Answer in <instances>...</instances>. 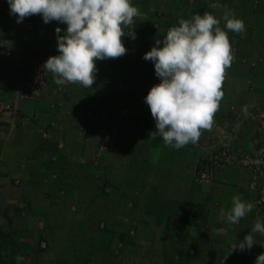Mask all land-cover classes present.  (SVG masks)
I'll use <instances>...</instances> for the list:
<instances>
[{"label": "crops", "instance_id": "1", "mask_svg": "<svg viewBox=\"0 0 264 264\" xmlns=\"http://www.w3.org/2000/svg\"><path fill=\"white\" fill-rule=\"evenodd\" d=\"M248 11L252 12L254 23L262 26L254 42L258 57L264 60V3H256ZM137 21L133 28L136 38L123 37L127 52L114 59H121L123 65L110 66L108 59L95 62V75L104 77V90L118 91L120 99L116 93L110 94L113 100H108V104L107 99L95 98V81L92 88L66 83L63 91L67 94L64 96L63 91L60 94L63 101L60 107L67 108V112L58 116L57 121L51 119V104L47 100L20 102L9 82L29 67L28 60L35 59L38 51L42 64L49 56L56 55L54 29L58 26L63 30L66 26L56 21L45 24L39 15L16 23L6 0H0V99H13L15 107L33 117L20 121L19 130L16 127L19 119L12 111L0 115V264H217L211 253L219 251L218 248H210L207 242L195 246L189 238L176 240L184 201L212 207L207 216L209 226L200 232L204 241L209 235V239L219 241L221 250L227 252L228 243L240 240V228L237 232V225L224 219L234 196L245 201L236 191V184H220L196 176L199 159L213 146L211 140L225 139L229 130L222 127H235L239 122L236 113L229 111L232 106L240 105V100L235 99L238 73L234 68L226 70L232 84L223 82L222 90L224 94L232 92V99L225 98L228 94L223 96L212 128L203 130L195 144L180 149L165 146L159 136L152 139L149 132L151 127L155 128L154 121L141 92L159 80L154 70L142 65L144 51L140 39L144 26L136 28ZM20 31L22 37L17 35ZM3 41L13 42V50L4 48ZM15 45L19 54L24 53L23 64L18 60ZM259 66L264 68V63ZM152 74L155 80L145 81ZM49 76L50 86L54 88L57 85L51 73ZM125 79L129 85L124 87ZM119 81L121 88L116 85ZM130 104L136 106L135 117L130 116L133 111L120 112V108ZM96 107L103 109L100 116L93 111ZM106 107L108 110H104ZM31 121L35 125H30ZM76 123L81 128L84 125L83 130L75 127ZM99 124L108 126L100 136L105 138L101 149L108 150L107 166L101 168L107 179L104 195L93 181L98 167L86 162V158L93 157L89 155L99 137ZM22 157L27 158V163L20 162ZM127 204L134 205L131 213L126 212ZM129 214L139 224L131 234L129 230L121 234L119 226ZM100 218L118 226L111 234L124 238V243H120L123 245L120 258L111 259L112 247L97 239L99 235L102 240L105 238L95 228ZM261 245L253 246L258 254L264 252ZM183 253L193 256L184 259ZM227 257V264L234 259L229 254ZM245 259V264H254L255 257Z\"/></svg>", "mask_w": 264, "mask_h": 264}, {"label": "clouds", "instance_id": "2", "mask_svg": "<svg viewBox=\"0 0 264 264\" xmlns=\"http://www.w3.org/2000/svg\"><path fill=\"white\" fill-rule=\"evenodd\" d=\"M16 23L39 15L43 23L53 21L66 27L54 29L57 54L49 56L42 68L53 76L56 85L77 84L92 88L96 80V61L116 59L127 52L122 38L135 39L134 18L137 7L131 0H6ZM211 7H220L212 4ZM224 28L242 32V19L224 16ZM220 19L209 12L180 19L162 39L143 54L151 61L159 82L144 96L154 121L153 138L159 136L165 146L180 149L198 142L203 130H210L223 99L226 69L234 59L227 32ZM62 33V34H61ZM255 205L232 199L225 222L237 224ZM252 233H264V222L257 220ZM219 234V233H218ZM257 242L247 233L231 251L250 250ZM261 245V244H260ZM264 247V245H261ZM254 264H264V252Z\"/></svg>", "mask_w": 264, "mask_h": 264}, {"label": "rangeland", "instance_id": "3", "mask_svg": "<svg viewBox=\"0 0 264 264\" xmlns=\"http://www.w3.org/2000/svg\"><path fill=\"white\" fill-rule=\"evenodd\" d=\"M131 3L138 9V15L135 17L138 21L134 19V22H138V24H136V28L141 24L144 26L143 34L141 33L143 38L140 39L142 40L140 45L141 51H144L142 52V57L147 51V48L150 49L153 46L154 40L158 39L159 35V37H163L168 29L177 25L178 21L182 18L190 19L195 14L203 15L205 12H209L220 19L219 26L227 32L231 45V51L234 57L231 66L227 69L232 70L234 68L238 73L237 79H235V99L237 98L240 100V105L232 106L229 111L236 113L239 122L235 127L232 125H229V127H222V129L226 131L229 130L228 135L225 133V139H221L220 141L217 139L211 140L213 146L210 148L207 154L199 159L196 176L200 177V169L202 170L205 168L206 161L210 160V158L214 159L215 156H218V158L215 159L217 161L216 164L213 163L211 168L207 167V176L200 178L220 184H236V191L245 198L244 202H251L255 205L253 210L246 215V218L240 219L236 224L237 232L240 228L241 237H239V239L243 240L244 236L247 233H250L257 242L255 245L264 244V233L251 232L257 220L264 222V68H260L259 66L260 64L264 63V60L262 57H258L259 52H256V42H254V39L256 40L258 36V28L262 26L258 27L257 24L254 23L255 21L252 20L254 19V16H252V12L248 11L249 8L252 9L253 5L256 3L263 4L264 0H131ZM212 4H217L220 7L213 8L211 7ZM239 8L240 10H237ZM172 9H174V11ZM233 15L243 20L245 25L244 31L237 33L228 31L224 28L223 17H232ZM170 17H172V20H169ZM257 21L259 23L258 19ZM164 25H166V28H164ZM156 32L158 36H156ZM18 33L22 32H17V35L20 36ZM20 37H22V35ZM2 46L4 48L8 47L9 49L13 50L14 43L3 41ZM15 51L20 63L23 64L26 62L24 53L19 54V49L16 45ZM5 53L6 55L9 54L7 52ZM40 54V51H38V53H36L35 59L33 58L32 60H28L29 67L24 72H22V74L14 77L13 79L11 78L12 80L9 82V86L14 89L17 100L20 102L30 104L34 101L40 102L41 100H47L48 103L51 104L49 107L51 119L57 120L58 116H62L64 115V112H67V108L60 107L62 106L63 102L62 95L60 94H62V91L64 90L63 87L66 85V83L64 85H57L54 88H51L49 83V72L42 68L43 64L41 63L42 58L39 56ZM142 61H144V64H142L143 66L145 65V67L149 70H154L151 61H146L144 59H142ZM108 65L121 66L123 63L121 59H108ZM132 65H134V63ZM34 71L39 72L41 76V83H38L37 86L28 87V84L31 81V75ZM103 78L102 76L96 75L95 82L97 86L94 92L95 98H100L103 100L107 99L108 104V100H113V98L110 97V94L114 95L116 93L115 96L120 99L118 96V91L107 93L104 90L105 88L102 85V83L104 84ZM229 78H231L230 75L225 72L223 82L226 84L228 82L232 84V80ZM154 80L153 74L150 75L148 80L145 79V81H150V83H152ZM253 81L256 84H254ZM105 82L108 83L107 80ZM116 85L119 87L120 85L122 86V83L120 84L119 81V83H116ZM126 85H129L127 79L123 81V86L125 87ZM147 91L148 89L142 91L141 95L144 97ZM57 93H59V95H57ZM63 93V95L66 96L67 93L64 91ZM126 93L127 91L123 94V96H126ZM225 94H228V96ZM225 94V98L228 97L229 100L232 99V92H226ZM125 100H127V98H125ZM14 102L15 101L13 99H0V115L3 111H12L19 119L16 127H18L20 130L22 129V123L20 121H22L25 117L31 118L30 120H32L33 117H29L30 115H27L19 108L15 107ZM93 109L95 115L100 116L103 113V109L101 110L99 107ZM104 110H108V107H106ZM129 111H133V113L130 114ZM120 112L121 114H130L131 117L138 115V112L136 113V106H133V104H130L129 106H123L120 108ZM30 125H35V122L31 121ZM50 126L52 127L54 125L51 124ZM80 126L81 124L79 125V123H76L75 125V127L78 129ZM97 127L99 128V137H97L96 141L93 143L91 148L92 153L89 155L93 157L86 158V162H88V165L90 166L98 167V171L96 170V175L93 176V181L97 185L100 194L104 195L106 194L104 187L107 184V179L101 168H105L107 166L106 161L108 160V150L101 149L105 138L100 136H102V133H104V130L102 129L107 128L106 130H108V126L104 127L103 124H99ZM83 128L80 127L81 130H83ZM39 131V134H42V130ZM154 131L155 128L151 127L149 129L152 139L156 138H153ZM222 152H224V155ZM75 159L78 160V158ZM20 160V162L27 163V158L25 157H22ZM255 160H257V163H255ZM229 179H231V181H229ZM232 180L234 181L232 182ZM199 204L203 205V209H195L194 215L190 217L189 222L183 223L179 221L176 236V240L178 242L189 238L192 240L191 243L194 245L196 244L195 246H197V244L207 242L210 248L212 247L216 250L218 248L219 251L217 250V252L212 253L209 249H207L209 250L208 252L211 253V258L217 264H227V260H229L227 257L228 254L230 257L232 256L234 258L233 261H230L228 264H234V261L236 262L235 264H245V258H249L251 256L256 257L258 255V252L254 250V247L245 251H231L232 244L230 243H228L227 246L229 251L226 252L221 250V246L218 245L219 241L212 237L209 239V235L205 236L208 239L204 241L202 237L203 235L200 234V232H203L205 227L209 226L207 216L212 207L205 203ZM101 205L103 206L104 204ZM126 207V212L131 213L134 205L127 204ZM121 222L123 223V225L119 226V229L122 232L121 234H123V230H129L128 232L131 234V230L135 229L139 224L138 219L130 217V214L125 216ZM95 228H97V231L105 236L103 240L101 239L102 237L100 235L97 237V239L99 241L107 242L108 245L112 247L110 255L111 259L112 257L120 258L122 255L120 249L123 246L120 243H124V238L120 235H114L113 233L111 234V232H116L118 226L115 227V225H111V223L109 224L108 219L106 220L100 218L96 220ZM183 256H185L184 259H188L187 256L193 255L189 253H183ZM176 259L178 258H175V260Z\"/></svg>", "mask_w": 264, "mask_h": 264}, {"label": "trees", "instance_id": "4", "mask_svg": "<svg viewBox=\"0 0 264 264\" xmlns=\"http://www.w3.org/2000/svg\"><path fill=\"white\" fill-rule=\"evenodd\" d=\"M195 209L202 210L203 205L192 201H184L181 205L182 212H181L180 222L183 223L189 222L190 217L194 215Z\"/></svg>", "mask_w": 264, "mask_h": 264}, {"label": "built area", "instance_id": "5", "mask_svg": "<svg viewBox=\"0 0 264 264\" xmlns=\"http://www.w3.org/2000/svg\"><path fill=\"white\" fill-rule=\"evenodd\" d=\"M38 83H41V76H40L39 72L34 71L31 75V81L28 84V87L37 86ZM222 154L224 155V152H222ZM217 158H218V156H215L214 159L210 158V160L205 162V168L202 170L200 169V172H199L201 178H204L207 176V170H208L207 167L211 168L212 167L211 165L213 163L216 164L217 161L215 159H217ZM255 163H257V160H255Z\"/></svg>", "mask_w": 264, "mask_h": 264}]
</instances>
